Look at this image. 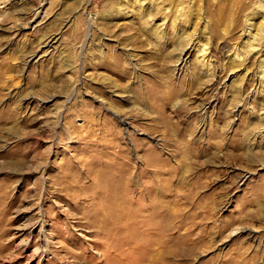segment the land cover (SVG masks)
I'll use <instances>...</instances> for the list:
<instances>
[{
	"label": "rangeland",
	"instance_id": "1",
	"mask_svg": "<svg viewBox=\"0 0 264 264\" xmlns=\"http://www.w3.org/2000/svg\"><path fill=\"white\" fill-rule=\"evenodd\" d=\"M0 264H264V0H0Z\"/></svg>",
	"mask_w": 264,
	"mask_h": 264
}]
</instances>
